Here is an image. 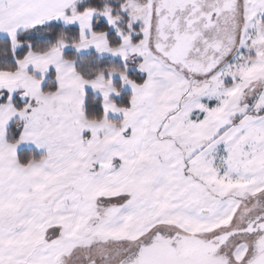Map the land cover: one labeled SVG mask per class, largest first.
<instances>
[{"label":"snow or ice","instance_id":"6c2138e0","mask_svg":"<svg viewBox=\"0 0 264 264\" xmlns=\"http://www.w3.org/2000/svg\"><path fill=\"white\" fill-rule=\"evenodd\" d=\"M0 264H264V0H0Z\"/></svg>","mask_w":264,"mask_h":264}]
</instances>
